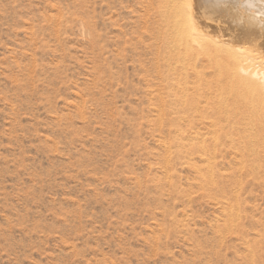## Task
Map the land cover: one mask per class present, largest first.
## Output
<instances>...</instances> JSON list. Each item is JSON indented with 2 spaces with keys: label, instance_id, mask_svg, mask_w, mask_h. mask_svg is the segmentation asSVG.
<instances>
[{
  "label": "rangeland",
  "instance_id": "1",
  "mask_svg": "<svg viewBox=\"0 0 264 264\" xmlns=\"http://www.w3.org/2000/svg\"><path fill=\"white\" fill-rule=\"evenodd\" d=\"M207 1L196 39L167 0H0V264H264V140L234 141L250 110L225 98L264 3Z\"/></svg>",
  "mask_w": 264,
  "mask_h": 264
},
{
  "label": "bare ground",
  "instance_id": "2",
  "mask_svg": "<svg viewBox=\"0 0 264 264\" xmlns=\"http://www.w3.org/2000/svg\"><path fill=\"white\" fill-rule=\"evenodd\" d=\"M166 1V0H165ZM206 1L207 0H167V5L168 6H170V8L168 7V9L167 10H169V9H172V10H174L175 12H173V13H170V14H168V18H169V20H171L172 22V25H180V22L182 23V21H180V18H182L183 19V17H181V15H182V10H184V8H188V9H186V10H188L189 12V14H190V24H191V28H192V31H191V33L192 32H194L195 31V36L196 35H198L197 37H196V39L198 38H200L199 36H206V37H209L208 35H206L205 33H203V32H201V30L198 28V26L200 27L201 25H206L207 23H206V21L203 19V16L206 14V13H204V9L205 8H203V7H206V5H205V3H206ZM209 1H212V0H209ZM219 2H220V0H218ZM225 1V0H224ZM230 1V0H229ZM242 1V0H241ZM241 1H239V2H241ZM250 1V0H249ZM252 1V0H251ZM208 2V1H207ZM214 2H215V0H214ZM213 2V3H214ZM217 2V1H216ZM226 2V4L228 3V0H226L225 1ZM238 2V3H239ZM246 2H248V1H246ZM262 2L264 3V1L262 0ZM261 2V3H262ZM218 3V2H217ZM221 3H223V0L221 1ZM235 3V2H234ZM262 3V4H263ZM209 4H210V2H209ZM208 4V5H209ZM224 4V3H223ZM232 4V3H231ZM237 4V3H236ZM251 4V3H250ZM253 4V3H252ZM207 5V8L210 6H208ZM219 5V4H218ZM233 5V4H232ZM243 5H244V3H243ZM243 5H241V6H243ZM220 6V5H219ZM224 6V5H223ZM229 6V5H228ZM233 6H235V5H233ZM254 6V5H253ZM184 7V8H183ZM231 7V6H230ZM237 7H238V5H237ZM236 7V8H237ZM245 7V6H244ZM203 8V9H202ZM236 8H234L233 7V9H236ZM248 8H249V10H250V6L248 5ZM257 7H255L254 9H256ZM211 9V8H210ZM213 9H214V7H213ZM212 9V10H213ZM232 9V11H230V12H233V11H235V10H233ZM247 9V8H246ZM253 9V10H254ZM262 9V10H261ZM215 10V9H214ZM224 10H226L225 9V6H224ZM260 10L261 11H264V5H262L261 7H260ZM248 11V10H247ZM256 11H258V10H256ZM168 12V11H167ZM187 12V11H186ZM202 12L204 13V15L202 14ZM212 12V11H211ZM228 12V11H227ZM229 12V13H230ZM259 12V11H258ZM221 13V12H220ZM236 13V12H235ZM238 13V12H237ZM264 13V12H263ZM181 14V15H180ZM184 15L185 14H187V13H183ZM224 14V13H223ZM231 14H233V13H231ZM251 14V13H250ZM259 13H256L255 15H253V16H251L248 20V22H249V26L246 28L245 26V28L246 29H243L242 27H240V25H237L236 23H234L233 24V26L236 28H238V29H236V30H238V33H235V34H237L238 36L239 35H241V34H243L244 36H248V37H254V36H256L258 33H260L261 35H263V37H264V27H263V25L261 26V27H258L257 26V24L258 23H260V25L261 24H263L261 21H259L258 19H257V15H258ZM262 14V13H261ZM180 15V16H179ZM229 15V14H228ZM227 14H226V17L228 16ZM183 16V15H182ZM180 17V18H179ZM188 17V18H189ZM214 17V16H213ZM220 17H221V15H220ZM231 17V16H230ZM235 17H237V16H235ZM249 17V16H248ZM166 18V17H165ZM175 18V19H174ZM185 18V17H184ZM204 18H205V16H204ZM211 18V17H210ZM207 19H209V17L207 18ZM217 19V18H216ZM221 19H223V18H221ZM231 19V18H230ZM229 19V20H230ZM185 20V19H184ZM186 20H187V16H186ZM220 20V19H219ZM228 20V19H227ZM234 20V19H233ZM233 20H231L232 22H234ZM164 21V20H163ZM195 21H197V22H195ZM214 22V20H212V18H211V22ZM165 22V21H164ZM184 22V21H183ZM208 22H210V20L208 21ZM221 22H223V20H221ZM220 22V23H221ZM236 22H238V21H236ZM244 22V21H243ZM242 22V23H243ZM169 23V22H168ZM216 23V22H215ZM214 23V24H215ZM184 24V23H183ZM190 24H188L187 26H189ZM222 24V23H221ZM230 24H232V23H230ZM241 24V23H240ZM178 25V26H179ZM204 25V26H205ZM217 25H219L220 26V24H219V21H218V24ZM215 26L216 28H219V26ZM259 25V26H260ZM173 26V27H174ZM182 27L184 26V25H181ZM208 26V25H207ZM206 26V27H207ZM212 26H214V25H212ZM223 26V25H222ZM232 26V25H231ZM169 27H170V25H169ZM181 27V28H182ZM205 27V28H206ZM221 27V26H220ZM223 27H226V26H223ZM172 28V27H171ZM175 28V27H174ZM177 28V27H176ZM181 28H178V29H180V31H181ZM204 28V27H203ZM208 29H209V26L207 27ZM168 29V28H167ZM211 29H212V27H211ZM220 29V28H219ZM225 29V28H224ZM170 30V29H169ZM168 30V31H169ZM175 30V29H174ZM174 30H173V32H174ZM183 30V29H182ZM216 30H218V29H216ZM216 30H215V32H216ZM222 30V29H221ZM184 31H187L186 29L184 30ZM188 31H189V29H188ZM203 31H205V29H203ZM212 31V30H211ZM228 31V30H227ZM173 32H171V33H173ZM182 32V31H181ZM209 32V30L207 31V33ZM225 32V31H224ZM236 32V31H235ZM171 33H170V35H171ZM177 33V32H176ZM190 33V32H189ZM214 33V32H213ZM216 33H220L219 31L218 32H216ZM216 33H214V34H216ZM228 33V32H227ZM230 33V32H229ZM178 34H180V36H181V33L178 31ZM184 34V33H183ZM187 34V36H188V33H186ZM193 34V33H192ZM223 34V33H222ZM226 34V33H225ZM169 35V36H170ZM174 35V34H173ZM211 35V34H210ZM224 35V34H223ZM259 35V34H258ZM180 36H177L178 38L180 37ZM194 36V35H193ZM218 36V35H217ZM220 36H222L221 34H220ZM235 37H236V35H234ZM170 37H173V36H170ZM185 37H186V35H185ZM203 37V38H204ZM205 37V38H206ZM260 37V36H259ZM174 38H176V34L174 35ZM173 38V39H174ZM218 38V37H217ZM216 38V39H217ZM219 38H221V37H219ZM223 38H227V37H222L221 39L222 40H224ZM229 38V37H228ZM227 38V41H228V43H230L229 41H232V39L230 40V38L228 39ZM234 38V37H233ZM240 38V37H239ZM243 38V37H242ZM169 39H171V38H169ZM181 39V38H180ZM185 39H189V38H185ZM192 39V38H191ZM237 39V38H236ZM261 39H262V37H261ZM175 40V39H174ZM177 40V39H176ZM175 40V41H176ZM194 40V39H193ZM192 40V41H193ZM202 40V39H201ZM201 40H200V43H202L201 42ZM210 40L212 41V39L210 38ZM220 40V39H219ZM221 40V41H222ZM235 40V39H234ZM260 40V39H259ZM181 41V40H180ZM203 41V40H202ZM237 41V40H236ZM170 42V41H169ZM179 42V41H178ZM186 42V45H185V48L187 49V48H189V46H190V44L188 43V47H187V41H185ZM195 43H197L198 44V42H196V41H194ZM208 42V41H207ZM218 42V41H217ZM220 42V41H219ZM218 42V43H219ZM225 43H223V41H222V43L223 44H225L226 45V40L224 41ZM233 42H235V41H233ZM232 42V43H233ZM171 43V42H170ZM172 43L174 44H176V42H173L172 41ZM171 43V44H172ZM210 43V42H209ZM227 43V44H228ZM238 43V42H237ZM237 43H236V45H237ZM180 43H178V45H179ZM207 44V43H206ZM213 44V43H212ZM240 44V43H239ZM242 44V43H241ZM196 45V44H195ZM231 45V44H230ZM244 45V44H243ZM169 46H172V45H169ZM192 46H193V42H192ZM198 46L200 47V45L198 44ZM228 46H229V44H228ZM174 47H177L178 48V46H176V45H174ZM206 47H208V45L206 46ZM210 47V46H209ZM209 47L207 48V49H209ZM230 47V46H229ZM232 47H233V45H232ZM246 47V49H247V46H245ZM245 47L244 48H242V49H245ZM172 48H173V46H172ZM177 48H175V49H177ZM202 48H203V46H202ZM214 48V47H213ZM215 48H217V47H215ZM224 48V47H223ZM236 48V47H235ZM237 48H238V45H237ZM180 49H181V46H180ZM189 49H192L191 48V46H190V48ZM189 49H188V52H189ZM196 49H198V48H196ZM225 49H227V48H224V53H226V54H224V53H222V54H224V55H226V57H228L227 56V54H228V52H225ZM239 49V51H240V54L242 55V57H243V61L240 63V66H238L239 68L238 69H236L235 68V66L236 65H238L235 61V63L232 61L233 60V55H231V63L233 64L232 66H230L229 64V66L227 65V64H225V63H223V61H222V63H221V61H220V59H219V62L218 63H215V65H214V67L215 66H217L216 64H218V65H221V64H225V65H227V67H230L229 69L227 68V67H225L224 68V70L226 69V71H230V69L232 70V68L231 67H233V69L235 68L236 70H238V73H239V79L238 80H240L239 82V87L236 85V90H231V92L229 93V94H227V96H225V98L226 99H228V102H229V100H231L232 98H234V97H236V100H237V98L240 100V105H245L246 106V108H248V110H250V112L248 113L249 114V116H248V118H246V122H244V124H243V126L241 127V128H237V130L239 131V136L237 137V139H235L234 140V138H232L229 134L228 135H226L228 138H231V139H233L236 143H238L239 145H242L246 150H249V151H251L252 152V155H254V151L257 149L256 147H259V144H260V140L262 141V140H264V136H259V132H261L262 133V135H264V64H262V66H261V64H260V60L258 61L257 59V56H259L260 54H261V56H263V58H264V55H262V52H259L258 54L259 55H257L256 57H254V56H252L251 55V53H249V52H251V50L248 48V53L245 51V50H241L240 49V47L238 48ZM238 49L236 50V51H238ZM169 50H171V49H169ZM179 50V49H178ZM182 50V49H181ZM214 50L215 49H213L212 50V53L214 52ZM217 50H219V48L218 49H216V51ZM174 51V50H173ZM191 51V50H190ZM193 51L194 50H192V53H193ZM199 51V50H198ZM198 51H197V54H195V53H193V54H195V55H197V56H195V59L196 60H198L199 58H200V55H198ZM203 51H204V48H203ZM202 51V52H203ZM214 52L215 54L217 53L218 54V52ZM220 51V50H219ZM227 51V50H226ZM175 52V51H174ZM179 52H181V51H179ZM187 51H185V53H186ZM195 52V51H194ZM200 52H201V50H200ZM253 52V51H252ZM170 53H171V51H170ZM184 53V54H185ZM206 52H203V54H205ZM221 53V52H220ZM230 53V52H229ZM172 54V53H171ZM187 54V53H186ZM191 54V52L189 53V56H191L190 55ZM215 54H214V56H213V54L211 55V52H210V56H213V57H216L215 56ZM222 54L220 55L221 57H222ZM231 54V53H230ZM237 54V53H236ZM173 55V54H172ZM219 55V54H218ZM235 55V54H234ZM254 55V54H253ZM256 55V54H255ZM179 56H180V53H179ZM204 56H206V54L204 55ZM219 56V57H220ZM230 56V55H229ZM237 56V55H236ZM261 56H260V58H261ZM175 57L176 56H174L173 58H174V60H175ZM185 57V56H184ZM183 57V59L181 58V57H179V58H181V62L183 61H187V60H185V58ZM187 57H188V55H187ZM212 57V58H213ZM170 58V57H169ZM171 58H172V56H171ZM172 58V59H173ZM192 58V57H191ZM211 60H212V58L211 57H209ZM222 58H224V57H222ZM229 59H230V57H228ZM239 58H240V56H239ZM259 58V59H260ZM262 58V59H263ZM172 59H170V60H172ZM214 59V58H213ZM216 59V58H215ZM217 59V60H218ZM235 59V58H234ZM176 60H178V59H176ZM191 60H193V59H191ZM202 60V59H201ZM200 60V62H203V61H201ZM205 60H206V58H205ZM210 60V61H211ZM217 60H215V62H217ZM224 60V59H223ZM225 60H226V58H225ZM237 60V59H236ZM240 60V59H239ZM238 60V61H239ZM179 61V60H178ZM180 61L178 62L179 64H180ZM208 61V60H207ZM209 61V62H210ZM214 61V60H213ZM212 61V62H213ZM237 61V62H238ZM262 61V60H261ZM168 62V61H167ZM182 62V63H183ZM189 62H190V60H189ZM199 62V63H200ZM208 62V64H209V67H210V64L212 63V62H210L209 63ZM227 62H229V61H226V63ZM174 63V62H173ZM187 63V62H186ZM186 63H185V66H186ZM196 63V62H195ZM204 63H206L205 61H204ZM221 63V64H220ZM230 63V62H229ZM230 63V64H231ZM178 64V65H179ZM188 64H190V63H188ZM192 64V63H191ZM190 64V65H191ZM201 64V63H200ZM212 64H214V63H212ZM236 64V65H235ZM171 65H173V64H171ZM183 65V64H182ZM196 65V64H195ZM194 65V67H196ZM202 65V64H201ZM224 65V66H225ZM235 65V66H234ZM170 66V65H169ZM168 66V67H169ZM181 66V65H180ZM185 66H181L180 68H183L184 69V67ZM192 66V65H191ZM190 66V67H191ZM199 66V65H198ZM204 66V65H203ZM206 66H208L207 64H206ZM206 66H204V68L206 67ZM223 65H221V67L223 68L224 67ZM174 67V66H173ZM175 67H177V65L175 66ZM187 67V66H186ZM193 67V68H194ZM200 67V66H199ZM218 67V66H217ZM197 68V67H196ZM201 68V67H200ZM211 68H212V66H211ZM216 68V67H215ZM171 69V68H170ZM174 69V68H173ZM172 69V70H173ZM183 69H181V70H183ZM198 69V68H197ZM195 70V68H194V70L195 71H200L199 69L198 70ZM217 69H219V73H220V67H218ZM177 70H178V67H177ZM186 70L187 69H185V73H186ZM191 70V72H193L192 70L193 69H190ZM203 70V69H202ZM213 70V69H212ZM215 70V69H214ZM224 70H222V71H224ZM180 71V70H179ZM225 71V72H226ZM175 72H178V71H175ZM181 72V71H180ZM188 72H190V71H188ZM191 72H190V74H191ZM197 72H195L196 74H197ZM214 72V71H213ZM184 73V72H183ZM194 72H193V74H195ZM200 73V72H199ZM198 73V75H200L201 76V73L199 74ZM205 73V72H204ZM209 73H210V71H209ZM215 73V72H214ZM213 73V74H214ZM218 73V71H217V74H219ZM222 73H224V72H222ZM221 73V74H222ZM228 72H226V74H227ZM230 74H228L229 75V77L228 76H226L227 77V80L228 81H231L232 79H230V75H232L231 77L232 78H234L233 80L235 81V79L238 77V75H237V72H235V73H233V71H232V73H231V71L229 72ZM176 74V73H175ZM179 74V73H178ZM188 74V73H187ZM203 74V73H202ZM216 74V73H215ZM224 75H225V73H224ZM234 75H237V77L236 76H234ZM177 76V75H176ZM183 76V75H182ZM187 76V75H186ZM193 76V75H192ZM209 76H211V73H210V75ZM219 76V75H218ZM179 77V76H178ZM195 77V76H194ZM198 77L199 76H197V78L196 79H198ZM204 77V76H203ZM207 77V76H206ZM222 77V76H221ZM225 77V76H224ZM224 77H222L221 79H223ZM177 79V78H176ZM194 79V78H193ZM203 79V78H202ZM204 79H205V77H204ZM208 79H209V77H208ZM230 79V80H229ZM185 80V79H184ZM188 80L189 81H191L190 80V78H188ZM201 80V79H200ZM207 80V79H206ZM205 80V81H206ZM224 80V79H223ZM223 80H221V81H223ZM237 80V79H236ZM237 80V81H238ZM177 81V80H176ZM181 81V80H180ZM188 81V82H189ZM193 81V80H192ZM198 81V80H197ZM196 81V82H197ZM203 81V80H202ZM201 81V82H202ZM213 81V80H212ZM220 81V80H219ZM227 81V83H229ZM233 81V82H234ZM178 83H179V81H177ZM182 82H183V80H182ZM194 82V81H193ZM199 82V81H198ZM224 82H225V80H224ZM232 82V83H233ZM185 83V82H184ZM187 83V82H186ZM185 83V84H186ZM192 83V82H191ZM213 83V82H212ZM231 83V82H230ZM230 83H229V86H230ZM238 83V82H237ZM189 84H190V82H189ZM202 85H204L205 84V82L203 83H201ZM214 84V83H213ZM219 84H220V82H219ZM222 84H224V83H222ZM236 84V83H235ZM180 85V84H179ZM182 85V84H181ZM192 85V84H191ZM217 85V84H216ZM201 86V85H200ZM220 86V85H219ZM218 86V87H219ZM175 87V86H174ZM180 87V86H179ZM195 87H196V85H195ZM202 87V86H201ZM228 87V86H227ZM232 87V86H231ZM235 86L233 85V88H234ZM182 88H184V87H182ZM230 87H228V89H229ZM186 89V88H185ZM193 89V88H192ZM197 89V88H196ZM216 89V88H215ZM178 90V89H177ZM188 90H190V88L188 89ZM223 90H224V88H223ZM180 91V90H179ZM178 91V92H179ZM191 91V90H190ZM208 91V90H207ZM218 91V90H217ZM209 92V91H208ZM216 92V91H215ZM197 93V92H196ZM211 93L213 94V92L211 91ZM184 94V93H183ZM200 94V93H199ZM177 95V94H176ZM188 95V94H187ZM190 95V94H189ZM188 95V96H189ZM194 95H196V94H194ZM225 95V94H224ZM183 96V95H182ZM190 96H192V95H190ZM207 96H209L208 94H207ZM212 96V95H211ZM222 96V95H221ZM184 97V96H183ZM183 97H182V99H183ZM201 99V98H200ZM203 99V98H202ZM204 99H206V98H204ZM225 99V100H226ZM189 100V99H188ZM192 100V99H191ZM195 100V99H194ZM196 100H197V98H196ZM183 101H185V99L183 100ZM203 101V100H202ZM202 101H201V104H202ZM205 101V100H204ZM227 101V100H226ZM200 102V101H199ZM222 102H224L225 103V101H222ZM232 102V101H231ZM229 103V105L231 104V106H232V103ZM233 102H234V100H233ZM223 103V104H224ZM235 103V102H234ZM184 104V103H183ZM201 104H199V105H201ZM217 104H218V102H217ZM219 104H221V103H219ZM225 104H227V103H225ZM236 104V103H235ZM234 104V105H235ZM239 105V104H238ZM207 107V106H206ZM235 107H236V105H235ZM234 107V108H235ZM202 108V107H201ZM238 108H240V107H238ZM242 108H245V107H242ZM199 109V108H198ZM217 109H218V106H217ZM225 109H226V107H225ZM197 110V109H196ZM208 110V109H207ZM219 110V109H218ZM235 110V109H234ZM248 110H247V112H248ZM232 111V110H231ZM198 112V111H197ZM227 112V111H226ZM235 112V111H234ZM240 112V111H239ZM245 112V111H244ZM199 113V112H198ZM222 113V112H221ZM224 113V112H223ZM225 114V113H224ZM235 114H236V112H235ZM234 114V115H235ZM218 115H219V117L217 118V121L215 122V126H217V129H218V131H222V130H224V128H226V126H220V124L223 122V121H227L228 119L226 118V117H221L220 116V111H218ZM237 115V114H236ZM235 115V116H236ZM238 115H240L239 113H238ZM238 115H237V117H238ZM224 116V115H223ZM229 116H230V113H229ZM242 116V118H243V115H241ZM246 117H247V114H246ZM232 119V118H231ZM234 120V119H233ZM233 120H231V121H233ZM229 122H230V120H229ZM237 122V121H236ZM243 122V121H242ZM241 122V123H242ZM224 123V122H223ZM230 124V123H229ZM228 124V125H229ZM250 124H252V126H257V125H259L260 126V128H259V131H258V129L255 131L253 128L254 127H250V128H247L248 127V125H250ZM227 125V126H228ZM247 125V126H246ZM234 127V126H233ZM258 128V127H257ZM205 130V129H204ZM261 130V131H260ZM215 132V131H214ZM216 132H217V130H216ZM233 132V131H232ZM228 133V132H227ZM235 133V132H234ZM233 133V134H234ZM225 134V133H224ZM232 134V135H233ZM204 136V135H203ZM235 136V135H234ZM217 137V136H216ZM215 138V137H214ZM216 140H217V138H216ZM216 140H215V142H216ZM262 157V156H261ZM253 159V158H252ZM254 160V159H253Z\"/></svg>",
  "mask_w": 264,
  "mask_h": 264
}]
</instances>
